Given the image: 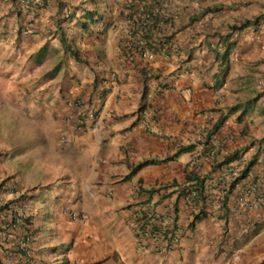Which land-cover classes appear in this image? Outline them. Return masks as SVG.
<instances>
[{
	"label": "crops",
	"instance_id": "obj_1",
	"mask_svg": "<svg viewBox=\"0 0 264 264\" xmlns=\"http://www.w3.org/2000/svg\"><path fill=\"white\" fill-rule=\"evenodd\" d=\"M134 1L0 0V111L9 109L12 134L26 137L11 141L20 150L4 165L30 159L31 173L15 179L40 186L27 209L35 264H264V190L246 192L264 181V92L255 73L258 62L264 68V0ZM141 10L158 14L146 40L134 21ZM144 41L151 61L128 56L129 43ZM255 97L248 111L228 114ZM86 106L99 111L97 124L64 123ZM234 151L233 164L255 163L225 206L227 165H216ZM190 174L206 179L205 202L191 201ZM75 208L86 221L70 217ZM138 210L155 213L154 227L177 218L175 250L138 247ZM10 253L1 261L18 256ZM19 261L28 264L23 252Z\"/></svg>",
	"mask_w": 264,
	"mask_h": 264
},
{
	"label": "clouds",
	"instance_id": "obj_2",
	"mask_svg": "<svg viewBox=\"0 0 264 264\" xmlns=\"http://www.w3.org/2000/svg\"><path fill=\"white\" fill-rule=\"evenodd\" d=\"M39 4V3H38ZM41 5V4H39ZM83 14H86V16L89 15V12H84ZM241 25V24H240ZM28 32V31H26ZM129 47V54L128 56L133 57L131 54V50L136 48V46L134 45V43L132 44L129 43L128 44ZM142 47V46H140ZM145 51V50H144ZM143 51V52H144ZM149 52V51H147ZM136 53L141 54L143 57V53L141 52H134L133 55H135ZM151 53V52H149ZM153 54V53H152ZM154 57V55H153ZM147 59V58H146ZM148 61H151L149 59H147ZM49 73V72H48ZM47 73V75H48ZM79 106L82 108L83 104H79ZM99 117V111L95 112V110H90L89 107L86 106V108H83L82 111L80 113H76V115H65L63 117V121L65 124H77V126L82 127L83 125H86L87 123L90 124L91 127H93V125L97 124V119ZM147 129H152V127L147 124ZM149 126V127H148ZM39 139H37L36 144L38 142ZM60 141L62 144H66L68 139L66 138V136H62L60 138ZM35 144V145H36ZM18 149V148H17ZM20 149H18L19 151ZM13 155L8 154V158L7 160H10L9 158H12ZM19 156V155H18ZM13 159V158H12ZM7 160H4L7 161ZM247 164H245L244 166H241L240 164H233L232 162L227 164L226 170H227V178L230 181H232L233 179H235L240 172V169L244 168ZM225 170V172H226ZM17 175H20V172L18 170V173H15L13 175H11V179L8 180H12V182H7V180L2 179V183H5L9 188L7 189H0V205L6 204L7 202H14L12 203L11 207L15 206V210H9V212H14L16 214V212H18V216H17V222L15 223H20L21 225H24L27 229H29L26 233V235L23 238L17 239L16 240V244H17V249L21 250L23 252V254L25 255L26 260H28V264H35L36 262V254L34 252V250L32 249V247L30 246V242H31V237H32V231H31V215L29 214V212L27 211L28 208V203L29 201L35 200L37 198V193L36 190L40 188V186H33V187H23L20 186L19 184V180L17 181L15 178ZM8 178V177H6ZM257 182H261V186L256 189L253 190L251 189V186ZM18 183V188L16 187V184ZM221 188V187H220ZM229 188V184L228 182L226 183V181L223 183L222 188L220 189L221 192H225L224 195L226 194L227 190ZM18 189V190H17ZM260 189L264 190V181H259L257 179H255L254 181H250L247 184L246 187V192H255L257 193ZM42 190V189H41ZM194 192L196 193V195H193L194 199H191V195H190V199L195 201V198L198 196V191L194 190ZM251 195V194H249ZM263 201L264 204V195H262V197L257 198V202L261 203ZM11 213V214H12ZM69 215L71 218L73 219H81L83 221L87 220V217L85 215V212L80 210V209H71L69 212ZM155 213H150L149 211L146 212H142L140 213V210L134 211V218H135V227H136V242L138 247L141 250H150L151 248H153L157 254H167L173 250H175L179 244V234H178V238H177V242L172 246L169 247L168 245L171 243V240L168 242L169 240V235L165 232L163 234V236L160 239H143L142 238V234L143 232V228L146 227L145 225L149 224V221L154 220L155 223V218H153V215ZM16 217V215H15ZM8 219H11V215H9ZM177 223L178 220L177 218H175ZM10 222V221H9ZM8 224L6 222V225L8 228H12L14 227V224ZM256 226V224H255ZM154 227V226H153ZM160 226L158 227H154L155 230H158ZM145 242V247L143 248L141 246V243ZM23 244H25V246H23ZM20 264H23V262H21ZM97 264V263H95ZM118 264H124V262L120 261L118 262Z\"/></svg>",
	"mask_w": 264,
	"mask_h": 264
},
{
	"label": "trees",
	"instance_id": "obj_3",
	"mask_svg": "<svg viewBox=\"0 0 264 264\" xmlns=\"http://www.w3.org/2000/svg\"><path fill=\"white\" fill-rule=\"evenodd\" d=\"M147 16H149V18L150 17L152 18V22H149L147 20ZM134 21L135 22L140 21V26H141L140 34H142V37H144L143 39L146 40V38L149 35V32L153 30V28L155 27V25L158 22V14L154 13L153 11H146L144 13V11L141 10L139 18L137 20H134ZM247 25H249V23L244 22L241 25H233V26H231V28L233 31H237V30L243 29ZM145 44H146V41H144V44L142 47H140L141 45H136V44H134V45L143 52L145 49L144 48ZM229 52H230V47H227L225 50V54L223 56L224 59L227 58V55ZM54 72H55V70H52L51 72L48 73V76H53ZM105 89L99 93V95H98L99 99H101L102 96H104L105 91H106ZM97 93H98V91H97ZM256 101H257L256 98L253 99L251 105H250L251 102L247 101L245 104L248 103L249 105H247V107H246L247 109H243V111L246 112L249 109H251ZM241 106H242V104L236 105L234 107H230L228 114L231 113V111L236 110L237 107L240 108ZM97 111L98 110L95 109V112H97ZM227 117H228V115L220 116V118L214 123V126L212 127V129H210V131L208 132V140H210L211 137L219 131L220 127L227 120ZM191 148H193V147L188 146V147L180 148L179 151H177V154H179L180 152H185ZM239 159H240V151H234L232 154L227 155L219 164H217L216 168H222L224 165H227V164L234 162L236 160H239ZM254 163H255V161L251 160L244 168L240 169L239 175L235 179H233L230 182L226 181V183L228 182V184H229V188L225 194L224 199H222V202L225 206L227 204L228 193L232 192L231 189L233 188L234 185H236L238 182H240L242 179H245L248 176L249 170L254 165ZM146 164H148L147 161L141 163L140 165H138V167H142ZM187 180L188 181L189 180L190 181H193V180L196 181L195 190L198 191V196L195 198V200L198 201L200 199H203V201L205 202L207 200V197L209 196V195L205 194L206 191L204 189L206 179L201 178L200 175H197V174H190V175H187ZM16 187L18 188V183L16 184ZM7 188H9V187L5 183H0V189H7ZM186 189H187V187H184L182 191L184 193H187ZM191 201L193 202L194 200H191ZM12 203H14V202L13 201L7 202L6 204L0 205V264H20L21 263V261H19V253H22V251L16 248L17 247L16 240L23 238L26 235L27 231L29 230L24 225H21L20 223H15V222H17L16 218L18 216V212H16V214L14 213L15 211L13 213L9 212V210H15V206L11 207ZM200 214H202V212ZM200 214H196L194 219L200 218ZM9 215H11V219H8ZM15 215H16V217H15ZM6 222H7V225L15 223L14 227L8 228L7 226H5ZM18 226H21V227H18ZM9 252H12V253H10V254H12V256H14V254H16V255L18 254V256L9 263L1 261V255H4V254L9 253ZM16 252H19V253H16Z\"/></svg>",
	"mask_w": 264,
	"mask_h": 264
},
{
	"label": "rangeland",
	"instance_id": "obj_4",
	"mask_svg": "<svg viewBox=\"0 0 264 264\" xmlns=\"http://www.w3.org/2000/svg\"><path fill=\"white\" fill-rule=\"evenodd\" d=\"M132 2L134 3L135 1L132 0ZM129 5H131V4H129ZM128 11H129V15L131 17L136 16V13L138 12L137 9L133 8V6L129 7ZM137 18H139V16H137ZM260 64H261V62H258V65H256L257 68H256L255 73H256L257 79L259 80L257 82V85L259 86L257 89H260V91L257 92V94H259L261 96L260 93L264 92V68H259ZM255 98H251V99L247 100V101L251 102L250 105L252 104V100ZM241 104H242L241 108H243V109H247L246 107H247V105H249L248 103L244 104V105H243V103H241ZM8 111H10V110L7 108L0 111V167L4 169V177L9 175L8 178H5L7 180V182H12V180H8V179L12 178L11 175L18 173L17 169L21 168L23 172L21 171L20 173H22V174L24 173L26 175H29L31 172L28 168L29 163H30V159H28L27 162H25V163L23 160H21L20 162H17L14 164L7 163L6 166L4 165L5 164L4 160H7L8 154L14 155L15 152H18L17 148L9 149L10 145L12 144L11 141H13L16 138L17 139L18 138L19 139L26 138L24 136V133H13L12 134L11 129H14L15 127L13 124H11L12 122H10L9 125L7 124L9 122V119H12L11 116L7 115ZM4 144H6V146L9 144L8 148L6 146H5V148H1ZM9 159H12V158H9ZM18 163H20V164H18ZM2 181L3 180L0 179V183H2ZM225 181L229 182L228 179H225ZM113 263L116 264L115 261Z\"/></svg>",
	"mask_w": 264,
	"mask_h": 264
},
{
	"label": "built area",
	"instance_id": "obj_5",
	"mask_svg": "<svg viewBox=\"0 0 264 264\" xmlns=\"http://www.w3.org/2000/svg\"><path fill=\"white\" fill-rule=\"evenodd\" d=\"M147 20L149 22H152V18L149 16H147ZM134 52H141L143 53L144 57L151 60L153 59V54L149 53L147 51L142 52L139 48H134L131 50V54L132 56H134ZM261 186V182H257L255 184H253L251 186V189L256 190ZM192 195H196L195 192L192 193ZM151 222V220H150ZM165 223V224H164ZM146 227L143 228V234H142V239H160L163 234L166 232L169 235V240L168 242L171 240V243L168 245L169 247H172L176 242H177V238H178V234L180 233V228L178 226V223L176 221V219L174 217H171L169 215H167L165 222L162 223V225L159 227L158 230H155V228L152 226V223H149L147 225H145ZM23 246H25V244H23ZM141 246L144 248L145 247V242L141 243Z\"/></svg>",
	"mask_w": 264,
	"mask_h": 264
}]
</instances>
